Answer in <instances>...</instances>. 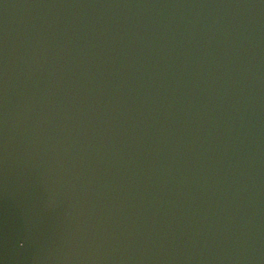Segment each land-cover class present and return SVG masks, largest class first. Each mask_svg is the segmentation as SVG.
<instances>
[{
	"label": "water",
	"instance_id": "obj_1",
	"mask_svg": "<svg viewBox=\"0 0 264 264\" xmlns=\"http://www.w3.org/2000/svg\"><path fill=\"white\" fill-rule=\"evenodd\" d=\"M0 264H264V0H0Z\"/></svg>",
	"mask_w": 264,
	"mask_h": 264
}]
</instances>
